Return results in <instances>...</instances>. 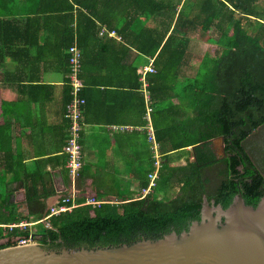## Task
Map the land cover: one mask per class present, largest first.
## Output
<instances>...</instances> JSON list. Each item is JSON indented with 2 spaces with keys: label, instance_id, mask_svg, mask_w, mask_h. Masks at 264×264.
<instances>
[{
  "label": "trees",
  "instance_id": "obj_1",
  "mask_svg": "<svg viewBox=\"0 0 264 264\" xmlns=\"http://www.w3.org/2000/svg\"><path fill=\"white\" fill-rule=\"evenodd\" d=\"M258 2L0 0L2 66L4 56L26 52L31 45L44 44L59 33V49H63L66 59L69 45L80 49L83 77L88 49L109 39L103 25L115 30L112 35L120 38L121 46L126 43L138 55L151 58L155 72L146 77L153 138L162 160L146 194L140 191L136 197L105 201L98 206L83 204L84 197L78 195L70 211L47 217L43 199L50 192L36 187L44 178L24 170L23 214L18 210L21 203L11 199L16 188L4 190V165L12 163L4 157V136H0V248L28 237L58 251L61 247L116 246L171 231L177 234L197 220L203 196L225 208L239 192L245 204L255 206L264 195V162L259 166L253 161L243 142L264 124V17L255 9ZM54 22L63 26H48ZM250 22L252 28L247 26ZM213 28L218 31L219 51L200 58L194 75L183 80L178 97L190 114L173 105L177 107L175 114L180 111L186 115L169 121L163 102L166 89L176 84L188 36L198 31L208 35ZM0 107L4 116V101ZM217 136H222L225 152L218 159L208 149L209 140ZM189 146L193 151H182ZM186 152L192 156L190 160L186 157L183 165L170 164ZM146 174L139 178V190L148 185ZM175 185L178 189L169 196L167 192ZM20 222L25 224L18 226Z\"/></svg>",
  "mask_w": 264,
  "mask_h": 264
},
{
  "label": "crops",
  "instance_id": "obj_2",
  "mask_svg": "<svg viewBox=\"0 0 264 264\" xmlns=\"http://www.w3.org/2000/svg\"><path fill=\"white\" fill-rule=\"evenodd\" d=\"M255 9L264 17V0H259ZM57 23H49L48 26H63V23ZM247 26L252 28L253 23ZM103 27L116 33L114 29ZM112 34L106 35L109 39L102 45H93L88 49L83 77L80 76V57L79 72L84 105L79 137L81 167L75 180L76 197L91 196L101 202L140 195L139 178L145 171H152V153L146 140L148 126L154 135L149 82L146 77L149 104L145 103L141 83H137L140 68L152 59L138 55L126 43L121 46L118 42L120 38ZM202 35V32L189 34L176 84L166 89L163 106H166L169 121L186 115L180 111L175 114L177 107L174 106L178 105V109L190 114L178 98L183 80L194 75L203 55L212 56L219 51L216 29ZM61 37L57 33L44 44L38 42L31 45L26 52L15 51L11 56H4V66L0 64V104L4 101V116L0 107V136H4L1 139L4 140V157L12 163L4 165V183L6 187L16 188L11 199L21 203L18 210L23 214H26L21 181L24 170L43 176L44 182L37 183L36 187L50 192L43 199L46 209L72 191V181L65 167L66 155L62 151L68 127L63 113L70 95L66 54L59 49L62 46ZM147 105L151 108L148 120ZM212 139L208 149L220 151V144ZM182 151L193 149L189 146ZM186 157L190 160L192 156L186 152L178 159H172L170 164L183 165Z\"/></svg>",
  "mask_w": 264,
  "mask_h": 264
},
{
  "label": "water",
  "instance_id": "obj_3",
  "mask_svg": "<svg viewBox=\"0 0 264 264\" xmlns=\"http://www.w3.org/2000/svg\"><path fill=\"white\" fill-rule=\"evenodd\" d=\"M212 141L224 156L222 136ZM0 264H264V195L251 206L238 192L225 208L203 196L197 220L177 234L58 251L23 242L0 248Z\"/></svg>",
  "mask_w": 264,
  "mask_h": 264
},
{
  "label": "built area",
  "instance_id": "obj_4",
  "mask_svg": "<svg viewBox=\"0 0 264 264\" xmlns=\"http://www.w3.org/2000/svg\"><path fill=\"white\" fill-rule=\"evenodd\" d=\"M103 31L101 29L100 33ZM113 31H109L108 35H111ZM67 73L66 78L69 84V100L64 106L63 116L68 122L67 134L62 147V151L66 155L65 167L67 174L72 181V191L69 194L61 196L58 201L47 208V216L56 215L64 211H70L73 208L75 203V198L77 195V190L75 189V180L78 178L79 169L81 167V145L79 142L80 129L82 126V107L84 105V98L81 95V90L83 87L82 81L79 77L80 72V50L75 44H71L67 47ZM155 71L151 60L149 63L140 68L139 82L143 88V97L145 103L149 104V92L147 90L148 82L146 80V75L153 73ZM151 110L150 105L146 106V119H149V111ZM146 140L150 144V149L152 153V166L153 169L151 172L147 173V178L149 180L148 185L145 189H142L141 193L146 194L150 190V187L154 184V179L157 177V171L160 166V154L157 148V144L154 141L153 133L150 127L146 128ZM101 201L95 200L91 196H86L84 198L83 204L98 206ZM44 217L42 220H44ZM25 223L20 222L18 226H23ZM3 226V225H0ZM23 242L33 243L34 241L28 238L18 239L16 245Z\"/></svg>",
  "mask_w": 264,
  "mask_h": 264
},
{
  "label": "rangeland",
  "instance_id": "obj_5",
  "mask_svg": "<svg viewBox=\"0 0 264 264\" xmlns=\"http://www.w3.org/2000/svg\"><path fill=\"white\" fill-rule=\"evenodd\" d=\"M243 144H244L245 148L248 150L247 152H249L253 161H255L260 166L264 162V124L261 125L260 127H258L249 136H247L246 139L244 140ZM177 188L178 187L175 185L173 190H169L167 192L168 195L173 196V194L175 193ZM5 189H6V185L4 183V190ZM33 243H36V242L34 241Z\"/></svg>",
  "mask_w": 264,
  "mask_h": 264
},
{
  "label": "flooded vegetation",
  "instance_id": "obj_6",
  "mask_svg": "<svg viewBox=\"0 0 264 264\" xmlns=\"http://www.w3.org/2000/svg\"><path fill=\"white\" fill-rule=\"evenodd\" d=\"M211 152H212L213 156H214L215 158H217V159L225 156V152H224V156H222V155H221V152L218 151L217 149H213V151H211ZM262 196H263V195H262Z\"/></svg>",
  "mask_w": 264,
  "mask_h": 264
}]
</instances>
